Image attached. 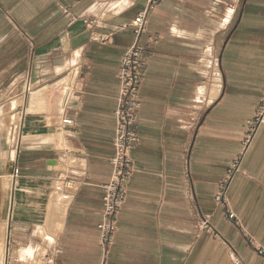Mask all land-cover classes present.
Listing matches in <instances>:
<instances>
[{
    "label": "crops",
    "instance_id": "1",
    "mask_svg": "<svg viewBox=\"0 0 264 264\" xmlns=\"http://www.w3.org/2000/svg\"><path fill=\"white\" fill-rule=\"evenodd\" d=\"M147 2L0 0V32L16 33L28 51L25 140L9 174L12 196L8 187L0 203L8 264L102 263L119 72ZM147 37L159 39L146 56L137 169L107 264H264V124L252 132L264 97V0H160ZM60 69L75 70L80 87L67 130L59 127L65 93L51 89L66 77L48 85ZM238 159L227 204H218ZM59 174L72 184L69 200L56 191ZM53 194L55 233L43 237ZM200 211L216 235L199 229Z\"/></svg>",
    "mask_w": 264,
    "mask_h": 264
},
{
    "label": "built area",
    "instance_id": "2",
    "mask_svg": "<svg viewBox=\"0 0 264 264\" xmlns=\"http://www.w3.org/2000/svg\"><path fill=\"white\" fill-rule=\"evenodd\" d=\"M159 3L160 0H148L145 10L140 12L132 21L131 25L134 28L135 41L122 58L119 72L120 92L117 97V108L115 111V156L111 160L113 168L111 179L109 183L103 186V220L98 226L100 231V244L103 251L101 264H107L109 260L111 248L115 243L119 228V216L126 203L129 186L137 169L132 154L140 142L136 124L138 112L141 107L140 92L144 82L146 56L148 54V45L155 43L159 39L157 37H147L145 39V37L148 35V15ZM70 74L71 78L62 100L60 113L59 127L64 130L76 124L75 117H72L71 114L72 112L75 115L77 114L74 102L77 100V92L80 88L77 81V72L72 70ZM263 124L264 97L262 105L254 118L252 132L254 133ZM250 141L251 136L246 139L244 147L247 148ZM240 161L241 159H238L232 165L227 179L215 195V201L218 204H227L226 194L228 187L234 175L239 171ZM18 173L19 170L16 169V176ZM187 174L189 176V162H187ZM55 181L57 182L56 191L62 194L65 200H69L72 197L69 190L73 188L68 177L59 174ZM198 217V227L200 230L214 235L217 234L209 219L201 211ZM229 217L234 218L235 216L229 213Z\"/></svg>",
    "mask_w": 264,
    "mask_h": 264
},
{
    "label": "rangeland",
    "instance_id": "3",
    "mask_svg": "<svg viewBox=\"0 0 264 264\" xmlns=\"http://www.w3.org/2000/svg\"><path fill=\"white\" fill-rule=\"evenodd\" d=\"M2 24V17L0 15V28ZM5 31L0 32V203L5 201V207L8 200L7 188L12 185L13 170H15V164L13 160H16L18 148L23 147L25 135L22 132L23 115L22 106L24 104V97L22 93L21 81L23 75L26 72V64L23 63L28 55V51L24 44L20 42V39L16 33L12 36L10 29L3 28ZM25 58V60L23 59ZM53 76V80L48 82L54 84L56 81L65 78L64 82L54 85L51 89L57 88L65 93L67 90L71 74L69 70L60 69L57 76ZM67 78H69L67 80ZM53 91V90H51ZM20 95V96H18ZM37 95L35 99H37ZM23 139V141H22ZM15 155V157H14ZM12 156L14 158H12ZM72 164V163H71ZM9 175V176H8ZM55 194V193H54ZM52 195L56 199L52 198L51 202V215L49 221L46 224V229L42 226L40 230L41 235L53 238L54 236V206L61 202L58 199V195ZM10 196H12V189H10ZM60 204V203H59ZM4 207V206H3ZM4 212V211H3ZM20 210L16 207V214ZM0 210V216H1ZM0 218V255L2 254L5 244V230L6 222ZM32 264H42V257H37L35 262H29Z\"/></svg>",
    "mask_w": 264,
    "mask_h": 264
},
{
    "label": "bare ground",
    "instance_id": "4",
    "mask_svg": "<svg viewBox=\"0 0 264 264\" xmlns=\"http://www.w3.org/2000/svg\"><path fill=\"white\" fill-rule=\"evenodd\" d=\"M68 79L69 78H67V80ZM36 94H38V93H31V98L35 99ZM22 141H23V139H22ZM14 157H15V155H14ZM14 157L12 156V158H14ZM13 174H14V170H13ZM13 179H14V176L12 178V183L14 184ZM10 189H12V185H11ZM12 193H13V189H12ZM8 255H9V253H8V227L6 226V230H5V244H4V247H3L2 254L0 255V264H6V261H8Z\"/></svg>",
    "mask_w": 264,
    "mask_h": 264
},
{
    "label": "water",
    "instance_id": "5",
    "mask_svg": "<svg viewBox=\"0 0 264 264\" xmlns=\"http://www.w3.org/2000/svg\"><path fill=\"white\" fill-rule=\"evenodd\" d=\"M8 245H9V237H8ZM8 250H9V247H8ZM6 264H8V261H6Z\"/></svg>",
    "mask_w": 264,
    "mask_h": 264
}]
</instances>
